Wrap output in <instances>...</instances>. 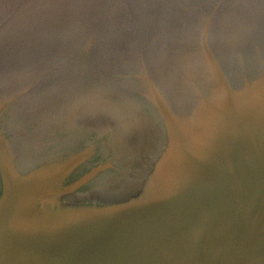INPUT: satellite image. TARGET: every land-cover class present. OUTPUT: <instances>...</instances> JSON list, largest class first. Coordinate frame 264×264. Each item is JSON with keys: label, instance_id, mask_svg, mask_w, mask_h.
Segmentation results:
<instances>
[{"label": "water", "instance_id": "obj_1", "mask_svg": "<svg viewBox=\"0 0 264 264\" xmlns=\"http://www.w3.org/2000/svg\"><path fill=\"white\" fill-rule=\"evenodd\" d=\"M0 264H264V0H0Z\"/></svg>", "mask_w": 264, "mask_h": 264}]
</instances>
